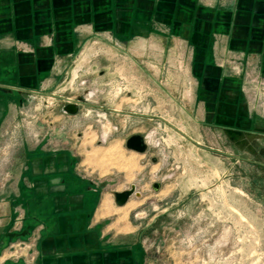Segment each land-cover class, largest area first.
<instances>
[{
    "label": "rangeland",
    "instance_id": "1",
    "mask_svg": "<svg viewBox=\"0 0 264 264\" xmlns=\"http://www.w3.org/2000/svg\"><path fill=\"white\" fill-rule=\"evenodd\" d=\"M104 42L89 61L72 64L78 75L68 74L54 95L17 99L0 128V198L15 189L24 155L66 152L109 198L111 232L138 243L141 264H264V139L235 145L219 139L215 122L198 124L172 42ZM77 100L76 115L61 113ZM132 136L144 138L146 153L125 148ZM131 188L118 207L114 194ZM33 249L18 239L0 264H30Z\"/></svg>",
    "mask_w": 264,
    "mask_h": 264
},
{
    "label": "crops",
    "instance_id": "2",
    "mask_svg": "<svg viewBox=\"0 0 264 264\" xmlns=\"http://www.w3.org/2000/svg\"><path fill=\"white\" fill-rule=\"evenodd\" d=\"M152 38L172 42L185 63L198 124L215 122L235 145L264 139V0H0V128L17 99L54 95L104 41ZM73 160L23 156L15 189L0 198V253L20 239L33 242L30 264H141L138 243L111 232L109 198Z\"/></svg>",
    "mask_w": 264,
    "mask_h": 264
},
{
    "label": "water",
    "instance_id": "3",
    "mask_svg": "<svg viewBox=\"0 0 264 264\" xmlns=\"http://www.w3.org/2000/svg\"><path fill=\"white\" fill-rule=\"evenodd\" d=\"M1 92H4V89H0ZM81 105V101L77 100V102L73 104H68L62 108L63 113L67 115H76L79 112V106ZM125 148L128 151H132L138 154H144L147 152V145L144 141V138L140 136H132L125 143ZM159 189V185H154L153 190L157 191ZM135 189L131 188V190L114 194V202L118 207H123L128 200L134 195Z\"/></svg>",
    "mask_w": 264,
    "mask_h": 264
},
{
    "label": "bare ground",
    "instance_id": "4",
    "mask_svg": "<svg viewBox=\"0 0 264 264\" xmlns=\"http://www.w3.org/2000/svg\"><path fill=\"white\" fill-rule=\"evenodd\" d=\"M107 206H108V202H107V200L105 199V200L103 201L101 207H105V208H107Z\"/></svg>",
    "mask_w": 264,
    "mask_h": 264
},
{
    "label": "built area",
    "instance_id": "5",
    "mask_svg": "<svg viewBox=\"0 0 264 264\" xmlns=\"http://www.w3.org/2000/svg\"><path fill=\"white\" fill-rule=\"evenodd\" d=\"M61 113H63L62 109L60 110ZM109 136H105L103 139H102V142L106 143V141L108 140Z\"/></svg>",
    "mask_w": 264,
    "mask_h": 264
}]
</instances>
